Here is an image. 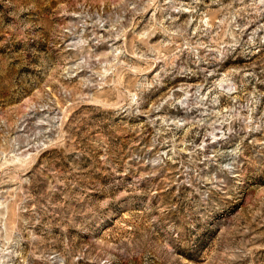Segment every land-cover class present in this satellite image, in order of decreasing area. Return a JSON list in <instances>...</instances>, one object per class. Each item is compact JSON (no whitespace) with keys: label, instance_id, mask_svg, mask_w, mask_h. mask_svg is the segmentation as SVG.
Wrapping results in <instances>:
<instances>
[{"label":"rangeland","instance_id":"1","mask_svg":"<svg viewBox=\"0 0 264 264\" xmlns=\"http://www.w3.org/2000/svg\"><path fill=\"white\" fill-rule=\"evenodd\" d=\"M0 264H264V0H0Z\"/></svg>","mask_w":264,"mask_h":264}]
</instances>
